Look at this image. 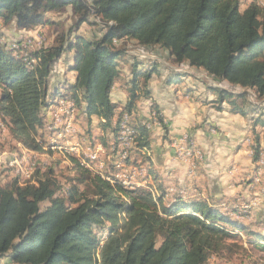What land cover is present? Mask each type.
<instances>
[{
  "label": "trees",
  "instance_id": "obj_1",
  "mask_svg": "<svg viewBox=\"0 0 264 264\" xmlns=\"http://www.w3.org/2000/svg\"><path fill=\"white\" fill-rule=\"evenodd\" d=\"M67 7L72 27L60 31L51 44L22 52L18 43L6 48L0 42V121L27 150L51 152L46 149L47 119L46 135L38 133L44 123L40 110L45 106L47 111L58 97L110 126L116 114L110 92L120 76L118 59L126 55L127 41L148 53L165 50L172 62L240 88L235 95L218 89L220 98L233 97L236 112L244 113L236 104L244 102V90L264 96V6L258 3L249 1L241 10L240 0H0V20L30 29L48 24L47 13ZM84 23L98 28L95 35L76 33ZM67 51L74 52L75 83L55 96L48 77ZM152 68L132 69L122 114L130 117L134 109L139 78L148 94ZM119 121L113 142H118ZM129 125L135 143L130 155L118 158L130 164L137 162V150L149 145V131L141 124ZM258 152L254 147V161ZM69 161V174L62 180L51 165L42 170L37 165L28 179L8 172L12 177L0 185V264H205L211 256L236 253V247L244 251L239 244L244 234L264 251V235L205 201L176 197L164 204L161 188L153 194L134 182L126 185L127 177L110 180L78 158ZM135 168L136 174L143 173Z\"/></svg>",
  "mask_w": 264,
  "mask_h": 264
},
{
  "label": "crops",
  "instance_id": "obj_2",
  "mask_svg": "<svg viewBox=\"0 0 264 264\" xmlns=\"http://www.w3.org/2000/svg\"><path fill=\"white\" fill-rule=\"evenodd\" d=\"M66 9L71 11L70 7ZM28 34L30 30L23 29L17 33L20 38ZM153 50L156 53L155 49ZM160 53L162 56H169L165 50ZM169 61L171 63L153 61L146 65L142 60L127 58V55L120 59L118 62L120 76L110 92L111 101L116 105V114L110 126L103 127L104 120L96 115L87 118L78 106L75 122L77 126L73 127V131L81 140L73 143L82 151H86L90 146L87 142L90 134L100 143L96 145L100 146L96 150V155L101 153L100 156H106L108 152L114 154V149L111 150L114 128L128 100L132 69L144 72L154 67L145 86L148 90L147 95L144 94L142 80L139 78L136 90L138 97L129 117L130 123L137 125L143 121L151 122L152 112L155 114V120L148 129L149 145L145 149L137 150L136 163H125L117 158V166L135 164L143 173L136 176L122 173L121 179L127 177L125 180L127 185L134 182L136 186L147 187L153 194L160 193L159 188L163 189L164 204L172 202L176 197L205 201L255 232L264 230V96L257 97L254 90H244L246 92L244 102L238 100L236 103L244 113L236 112L230 103L233 97L220 98L218 89H225L228 94L235 95L241 92L240 88L229 87L226 82L213 83L214 79L211 76L202 79L195 74L201 73L202 69L189 66L190 73L184 72L175 66L178 64ZM73 62L74 52L67 51L58 59L50 73L49 89L50 92H58L55 96L68 92L65 90L67 85L75 83L76 73L71 70ZM60 98L62 97L55 100ZM79 101L83 103L81 94ZM47 104L48 102L46 106ZM51 106L47 107V111L45 106L40 110L44 121L38 131L40 136L46 135L45 121L49 118L48 111ZM0 126L5 127L4 134L1 135L3 140H0L1 159L15 155L14 153L19 151L22 155L30 156L27 163L32 168L39 165V169L42 170L51 165L50 161L53 160H55L53 168L57 164H64L67 169L70 167L68 165L70 161H63L59 153L41 152L32 157L30 150L10 137L8 128L3 126L2 122ZM51 126L52 123L48 126L50 134L47 135V142L53 134ZM5 138H8L7 143ZM100 138L104 143L98 140ZM10 141L11 144L14 143L15 148L7 151L6 146ZM254 147L259 150L256 161L253 159ZM180 148L182 152L179 154ZM37 159L39 163L34 165ZM139 162L145 168L138 165ZM110 165L105 168L106 172L116 169V164H113V167ZM97 171L104 176L103 171ZM11 177L4 171V175L0 176L2 181L0 185H4ZM33 181L34 174L31 179V182ZM18 182L21 183V180L18 179ZM237 199L246 205L251 200L258 201V204L253 210L250 209L249 215L239 216L234 207ZM210 260L217 262L218 258L211 256L205 264Z\"/></svg>",
  "mask_w": 264,
  "mask_h": 264
},
{
  "label": "rangeland",
  "instance_id": "obj_3",
  "mask_svg": "<svg viewBox=\"0 0 264 264\" xmlns=\"http://www.w3.org/2000/svg\"><path fill=\"white\" fill-rule=\"evenodd\" d=\"M247 1L248 0H240V9L241 10L245 7V5L247 3H249ZM257 1H258L259 5L261 4L260 6H264V0H257ZM69 11L70 10L64 9V10H60V11H54V12L52 11V12L47 13L46 16L49 20L48 24H41V25L34 26L30 29H23V30H30V34H28L27 36H22L21 38L17 35V33H19V30H22V29L17 28L14 25V23L13 24L10 23V24L5 25L0 20V35H1L0 36V42L2 45L6 46V48L14 47V46L17 47L16 43H18L20 45L19 48L22 49V52L23 51L29 52V51L37 49L41 46L49 45L53 42L55 36L60 31L68 30L69 28L72 27L73 18H72V14H70L71 11L70 12ZM97 29L98 28L96 26H92V24L85 23V24H82L77 29L76 33L81 34V35L89 34V36H91V34L95 35L94 33L96 32ZM26 48H28V49H26ZM125 48H126V52H127L126 53L127 58L138 60V61L142 60L146 63V65L153 62V61H158L159 63L161 61L171 63L169 61V60H171V58H169V56L160 55L161 54L160 52H162V49H159V48H154L157 54L154 53V50H153V53H148V52L144 51L142 48L136 46L134 44V42H128V41L125 42ZM156 49H158L160 52ZM21 55H23V54H21ZM120 59H122V58H120ZM120 59H118V62L120 61ZM123 60H126V59H123ZM175 66H177L178 68H181L182 71H184V72L190 73L189 65H185L184 63H182V64H178ZM120 72H121V70H120ZM195 74H196V76H198L202 79H206L207 77H209V76H207V74L203 70L201 73L195 72ZM209 78H211V77H209ZM215 82L216 81L214 80L213 83H215ZM61 83H59V84H61ZM249 94L251 95V91H249ZM76 109H78V108L76 107ZM3 126H5V125L3 124ZM3 128L5 129V127H3ZM3 128H2V126H0V140L1 141L3 140L1 135L4 134ZM4 140L6 143L8 142V138H5ZM98 140L104 143V141H102V138H100ZM13 148H15V145H14V143L11 144V141H10L9 144L6 146V150L11 151ZM253 152H254V150H253ZM21 153L22 152L17 151L14 154H17L20 156V155H22ZM26 158L28 161H30L29 156H26ZM61 158L63 161L67 162L66 160L63 159V157H61ZM53 161H55V160H53ZM53 161H50L52 167L54 164ZM37 163H39L38 159L34 165H36ZM68 165L70 166V163H68ZM1 170L2 169H0V171ZM33 170H34V168H33ZM54 170H55V173L57 174V176L60 177V180H62L63 175L69 174V170L67 169V166H65L64 164L63 165L57 164L56 166H54ZM4 171L9 172L8 169H3L2 172H0V176L4 175ZM0 182L2 184V181H0ZM263 231L264 230H262V229L260 230L261 233H264ZM246 239H247V237L244 234L242 237V240H240V242H239V244L245 248L244 251L242 249H238L236 247V249H233V251H236V253L230 254V252H229L226 254V257H217L218 258L217 262L215 260H210L207 264H264V251H261L258 247L254 246L253 244L248 243L246 241ZM253 239L255 240L256 238H253ZM2 263H3V260H2Z\"/></svg>",
  "mask_w": 264,
  "mask_h": 264
},
{
  "label": "bare ground",
  "instance_id": "obj_4",
  "mask_svg": "<svg viewBox=\"0 0 264 264\" xmlns=\"http://www.w3.org/2000/svg\"><path fill=\"white\" fill-rule=\"evenodd\" d=\"M251 2L258 3L257 0H250ZM259 4V3H258ZM261 5V4H260ZM15 47V46H14ZM64 103L65 108L67 111H57L55 112V119L57 120H67L70 122H76V116H77V109L76 105L71 101L65 100L63 98L57 99L53 102L52 106H60ZM120 119L123 120V122H120V135L118 137V142H124L126 139H135V133L133 128L129 125V115L124 113L120 117ZM151 123L149 121H143L141 125H143L145 128L149 129L151 127ZM53 128V134L51 138H55L57 136L58 132H63L66 136H75L73 127L72 126H64V123L62 121H55L52 122ZM134 146V143H133ZM56 148V141H48L46 143V149L51 151L52 153H59L61 157H63L64 160L69 161V157H75L81 160V162L85 166H89V162L92 160H95L97 158L96 150L100 148V146L92 147L90 150V146L87 147L86 151H82L81 148L74 144L73 142H70L68 144L63 145V150L61 149H53ZM53 149V150H51ZM114 147L111 148L113 150ZM184 152V151H183ZM32 157H36L38 154L36 152H29ZM180 154V153H179ZM186 155V154H185ZM198 155V154H197ZM189 156V155H188ZM186 156V157H188ZM192 156V155H191ZM24 157V163L27 167L24 166V163L22 162V155H12L8 158L1 159L0 169H8L11 175H17L20 178H29L31 176V173L33 171V168L30 167L27 163V158L25 155ZM30 158V156H29ZM137 171V169H136ZM126 184V183H125ZM127 185V184H126ZM246 205L243 201H240V204H236L234 207L237 209V215L243 216V215H249L250 214V207H245Z\"/></svg>",
  "mask_w": 264,
  "mask_h": 264
},
{
  "label": "built area",
  "instance_id": "obj_5",
  "mask_svg": "<svg viewBox=\"0 0 264 264\" xmlns=\"http://www.w3.org/2000/svg\"><path fill=\"white\" fill-rule=\"evenodd\" d=\"M57 111H67L64 103L60 106L50 107L48 111L49 118L47 119V126L51 125V123L55 121H62V123H64V126H72V127L77 126V123L67 121L66 119L65 120L55 119V112ZM154 120H155V114L152 112L151 122L153 123ZM120 122H123V120L120 119ZM49 140L56 141V148H53V149L63 150V145L68 144L70 142L81 140V138L79 136H66L64 135V131H63V132H58L55 138H49ZM87 142L90 143V150H91V145L94 143H97L96 139L92 138V135H91V140ZM133 143H135V139L133 138L126 139V141L124 142H113L114 154H107L106 156H100L101 153H99L95 161H93L92 164H89L90 167L96 170H99V171H103L104 173H106L107 178L110 180L111 178H121L122 173L135 174L136 176L135 164H132L129 166H117V158L126 157L127 155H130L131 150L133 149ZM180 152H182L181 148L179 150V153ZM22 162L24 163L23 155H22ZM0 164H1V158H0ZM109 164H116V171L106 172L105 168L109 167ZM24 166L27 167L25 163H24ZM236 204H240V199H237ZM257 204H258V201L251 200V201H248V206H245V207H250V209L253 210Z\"/></svg>",
  "mask_w": 264,
  "mask_h": 264
}]
</instances>
